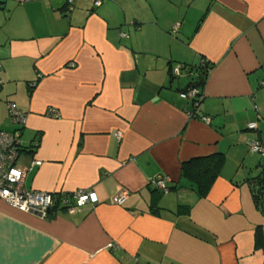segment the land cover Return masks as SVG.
Here are the masks:
<instances>
[{
	"label": "crops",
	"instance_id": "obj_1",
	"mask_svg": "<svg viewBox=\"0 0 264 264\" xmlns=\"http://www.w3.org/2000/svg\"><path fill=\"white\" fill-rule=\"evenodd\" d=\"M67 6L0 0V129L20 128V165L40 161L27 190L91 189L98 201L39 216L0 199V264H264V213L246 181L264 165L248 148L264 143V0ZM204 63L194 106L181 93ZM215 153L224 162L202 197L181 164Z\"/></svg>",
	"mask_w": 264,
	"mask_h": 264
},
{
	"label": "built area",
	"instance_id": "obj_2",
	"mask_svg": "<svg viewBox=\"0 0 264 264\" xmlns=\"http://www.w3.org/2000/svg\"><path fill=\"white\" fill-rule=\"evenodd\" d=\"M72 0H68L66 12L72 9ZM94 5H99L100 0H93ZM124 36V33H122ZM174 73H179V66L174 68ZM264 84V82H262ZM198 95L197 88H190L181 93V97L192 100L193 105L196 100L201 98ZM195 100V101H193ZM9 115L16 126H23L25 124V114L16 109L12 103L7 104ZM46 114L51 117L58 115V112L53 108H48ZM202 119L206 122L209 117L204 116ZM256 122L250 123V128H255ZM20 128L12 131L0 129V199L4 200L12 207L39 216L47 214V209L56 203H62L65 210L73 212L75 206H84L86 204L94 205L98 199L91 189H79L72 193H60L55 196L52 192H44L37 190H27L24 186V179L26 172L31 169L33 165L40 164L38 159H32L29 165L24 166L18 163L20 153L23 150V144L20 135ZM36 144V143H34ZM248 148L259 153L264 157V143L257 140H250ZM167 179L162 176H156L152 179V183L166 193L168 191ZM127 196V191H120L112 198L114 204H122Z\"/></svg>",
	"mask_w": 264,
	"mask_h": 264
},
{
	"label": "trees",
	"instance_id": "obj_3",
	"mask_svg": "<svg viewBox=\"0 0 264 264\" xmlns=\"http://www.w3.org/2000/svg\"><path fill=\"white\" fill-rule=\"evenodd\" d=\"M210 69L211 66H209L207 63L202 64V66L200 67V76L202 77L201 80L196 83H190L184 90L186 91L190 88L198 89V95H201V98L196 100L194 106L199 105L202 100L201 85L204 83V80ZM223 162L224 155L222 153H215L209 156L192 158L181 164V173L182 176L188 178L196 184V191L198 195L203 197L207 195L214 180L218 176ZM246 181L250 187L251 195L256 204V207L262 213H264V165H262L261 170L258 174L246 178Z\"/></svg>",
	"mask_w": 264,
	"mask_h": 264
},
{
	"label": "rangeland",
	"instance_id": "obj_4",
	"mask_svg": "<svg viewBox=\"0 0 264 264\" xmlns=\"http://www.w3.org/2000/svg\"><path fill=\"white\" fill-rule=\"evenodd\" d=\"M256 156H257V155H256ZM258 157H259V156H258ZM261 161H262V163H264V159H262Z\"/></svg>",
	"mask_w": 264,
	"mask_h": 264
},
{
	"label": "water",
	"instance_id": "obj_5",
	"mask_svg": "<svg viewBox=\"0 0 264 264\" xmlns=\"http://www.w3.org/2000/svg\"><path fill=\"white\" fill-rule=\"evenodd\" d=\"M50 212V210L49 209H47V213H49Z\"/></svg>",
	"mask_w": 264,
	"mask_h": 264
}]
</instances>
